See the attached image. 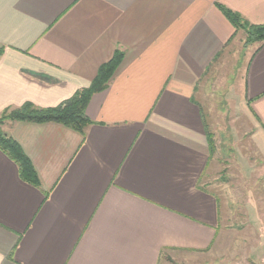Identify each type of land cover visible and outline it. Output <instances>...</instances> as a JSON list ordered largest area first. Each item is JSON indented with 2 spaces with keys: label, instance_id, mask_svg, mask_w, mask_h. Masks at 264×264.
Instances as JSON below:
<instances>
[{
  "label": "crops",
  "instance_id": "0c3cea01",
  "mask_svg": "<svg viewBox=\"0 0 264 264\" xmlns=\"http://www.w3.org/2000/svg\"><path fill=\"white\" fill-rule=\"evenodd\" d=\"M221 7L264 26V0H0V113L56 107L124 54L87 107L85 136L3 125L41 185L0 149V264L182 263L213 249L231 212L209 99L237 98L264 159V44L233 62L246 34Z\"/></svg>",
  "mask_w": 264,
  "mask_h": 264
},
{
  "label": "rangeland",
  "instance_id": "374dc122",
  "mask_svg": "<svg viewBox=\"0 0 264 264\" xmlns=\"http://www.w3.org/2000/svg\"><path fill=\"white\" fill-rule=\"evenodd\" d=\"M249 46L246 38L245 41L234 42L231 48L234 57L231 60L241 64L242 59L247 58L248 51L245 49ZM229 86L223 84L220 88L229 89ZM206 93L212 96V88L207 87ZM227 94L209 99L212 106L205 107L212 113L206 118L207 124L215 131L214 139L216 137L220 150L217 163L220 170L219 194L229 198L226 209L231 212L230 217L224 220L218 241L209 252L188 256L182 263L167 258L161 264H264V159L252 147L248 137L250 123L237 98L230 95L226 106L221 104Z\"/></svg>",
  "mask_w": 264,
  "mask_h": 264
},
{
  "label": "trees",
  "instance_id": "16d2710c",
  "mask_svg": "<svg viewBox=\"0 0 264 264\" xmlns=\"http://www.w3.org/2000/svg\"><path fill=\"white\" fill-rule=\"evenodd\" d=\"M221 10L235 27L236 32H245L247 45L258 44L260 48L264 44V26L252 25L240 15L225 8L221 7ZM123 58L124 54L117 51L111 61L101 66L96 78L88 88L78 90L73 97L56 107L39 108L31 103H26L18 108H7L0 113V149L18 165L20 176L25 182L36 187L41 185L31 160L19 143L3 130V125L7 121L36 124L57 123L85 136L87 127L93 123L87 116V107L95 94L107 89ZM207 138L213 155L216 150V142L213 133L209 130H207Z\"/></svg>",
  "mask_w": 264,
  "mask_h": 264
}]
</instances>
